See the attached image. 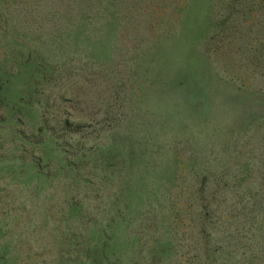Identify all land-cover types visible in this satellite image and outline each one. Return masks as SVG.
Instances as JSON below:
<instances>
[{
	"label": "rangeland",
	"instance_id": "1",
	"mask_svg": "<svg viewBox=\"0 0 264 264\" xmlns=\"http://www.w3.org/2000/svg\"><path fill=\"white\" fill-rule=\"evenodd\" d=\"M224 1L117 0L99 39L56 61L33 55L0 82V224L29 264H57L119 221L147 249L165 227L151 212L185 209L193 167L249 158L241 145L256 131L242 126L264 94V0L234 4L237 23ZM186 233L171 264L194 255L197 234Z\"/></svg>",
	"mask_w": 264,
	"mask_h": 264
},
{
	"label": "trees",
	"instance_id": "2",
	"mask_svg": "<svg viewBox=\"0 0 264 264\" xmlns=\"http://www.w3.org/2000/svg\"><path fill=\"white\" fill-rule=\"evenodd\" d=\"M239 1L252 3L224 1L228 4L227 20L233 18V23L245 13L234 5ZM116 3L117 0H0V82L6 83L13 75L20 77L21 73L15 74L16 69L25 61L30 64L29 60L35 59L33 55L56 61L78 45L99 39L115 15L114 10L118 12ZM248 8L253 11L252 4ZM213 15L216 16L214 9ZM251 26L242 31L247 33ZM213 28H218L217 21ZM239 97L251 99L248 95ZM252 103L244 111L247 119L242 126L247 128L253 123L256 131L251 147L249 136L241 145L250 151L249 158L241 157L232 165L229 160H206L198 174L193 167L189 178L194 188L189 189L185 209L165 212V206L158 204L151 212L153 226L165 227L147 249L138 243L139 236L130 235L127 223L119 221L114 230L69 247L72 255L56 258L57 264H160L165 260L171 264L169 259L176 254V235H188L189 230V235L197 236L192 242L194 255L186 258L184 264H264V94ZM121 213L126 218L132 212L125 209ZM152 232L149 227L148 238L154 235ZM5 233L0 224V264H29L30 258L19 254L23 243L19 238L5 237Z\"/></svg>",
	"mask_w": 264,
	"mask_h": 264
}]
</instances>
